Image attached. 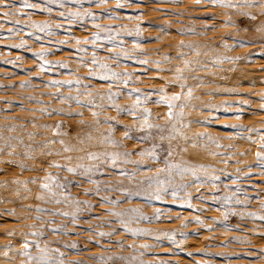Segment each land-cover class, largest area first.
Listing matches in <instances>:
<instances>
[{
	"label": "rangeland",
	"instance_id": "374dc122",
	"mask_svg": "<svg viewBox=\"0 0 264 264\" xmlns=\"http://www.w3.org/2000/svg\"><path fill=\"white\" fill-rule=\"evenodd\" d=\"M0 264H264V0H0Z\"/></svg>",
	"mask_w": 264,
	"mask_h": 264
},
{
	"label": "snow or ice",
	"instance_id": "6c2138e0",
	"mask_svg": "<svg viewBox=\"0 0 264 264\" xmlns=\"http://www.w3.org/2000/svg\"><path fill=\"white\" fill-rule=\"evenodd\" d=\"M215 2H222V0H215ZM188 94H189V96H190V95H191V92L189 91ZM178 99H180L179 96H173V97H171V98H168V99L164 100L163 102L167 103L170 107H172V106H174V105L172 104V101H175V100H178ZM170 115H171V114H170ZM147 127H152V125H147ZM112 159H113V162L115 163V160L117 159V156H116V155H113ZM54 166H59V165H55V164H54ZM170 167H178V166H176V165H171ZM70 171H73V172H74L75 169H70ZM89 171H90V170H89ZM44 187L47 188L48 185L45 184ZM155 198L159 199V196L157 195ZM137 211H138V210H137Z\"/></svg>",
	"mask_w": 264,
	"mask_h": 264
}]
</instances>
